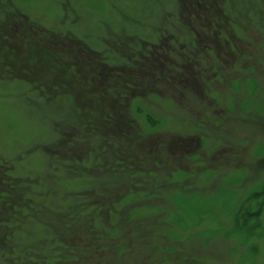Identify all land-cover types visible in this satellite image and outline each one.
Instances as JSON below:
<instances>
[{
	"label": "rangeland",
	"instance_id": "obj_1",
	"mask_svg": "<svg viewBox=\"0 0 264 264\" xmlns=\"http://www.w3.org/2000/svg\"><path fill=\"white\" fill-rule=\"evenodd\" d=\"M0 179V264H264V0H0Z\"/></svg>",
	"mask_w": 264,
	"mask_h": 264
},
{
	"label": "trees",
	"instance_id": "obj_2",
	"mask_svg": "<svg viewBox=\"0 0 264 264\" xmlns=\"http://www.w3.org/2000/svg\"><path fill=\"white\" fill-rule=\"evenodd\" d=\"M0 180H1V179H0ZM4 186H6V185H3V184H2V187H3V188H4ZM19 208H20V207H19Z\"/></svg>",
	"mask_w": 264,
	"mask_h": 264
}]
</instances>
